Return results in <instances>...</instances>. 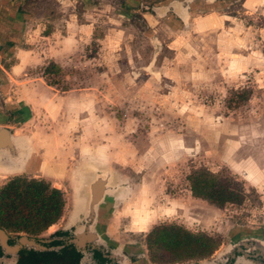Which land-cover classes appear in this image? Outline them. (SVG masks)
Wrapping results in <instances>:
<instances>
[{"label":"rangeland","instance_id":"obj_1","mask_svg":"<svg viewBox=\"0 0 264 264\" xmlns=\"http://www.w3.org/2000/svg\"><path fill=\"white\" fill-rule=\"evenodd\" d=\"M168 1L24 0L1 14L11 41L0 45V125L26 139L33 173L65 201L39 238L84 223L75 200L104 169L112 192L97 227L132 264L210 262L232 239L264 234V0H194L185 24L150 10ZM64 36L73 48L46 75ZM199 170L235 201L192 194ZM15 176L33 178L0 170V186ZM167 223L212 236L216 249L188 260L150 249L149 232ZM80 264L97 263L87 250Z\"/></svg>","mask_w":264,"mask_h":264},{"label":"trees","instance_id":"obj_2","mask_svg":"<svg viewBox=\"0 0 264 264\" xmlns=\"http://www.w3.org/2000/svg\"><path fill=\"white\" fill-rule=\"evenodd\" d=\"M60 67L49 62L44 74L59 73ZM190 190L195 196L217 205L233 202L237 194L219 182L207 170L195 171L188 176ZM65 201L60 188L44 179L15 176L0 186V228L9 232H23L38 236L62 216ZM55 231L54 235L60 234ZM148 247H160L179 260L200 259L217 247L216 240L204 232H192L177 224H162L148 234ZM47 246L60 245L53 241ZM95 256L103 260L99 252ZM80 253L71 245L57 250L35 251L22 249L17 264H77Z\"/></svg>","mask_w":264,"mask_h":264},{"label":"water","instance_id":"obj_3","mask_svg":"<svg viewBox=\"0 0 264 264\" xmlns=\"http://www.w3.org/2000/svg\"><path fill=\"white\" fill-rule=\"evenodd\" d=\"M193 1L170 0L151 9L165 15L167 12H171V8L177 9L182 6L183 13L180 15L185 18ZM17 135L18 133L12 131V128L8 125H0V164L17 170L16 172L21 170L34 172L37 169V161L28 144L19 140ZM31 177L38 179L35 174H31ZM110 182L111 173L109 170L104 169L95 172L94 177L87 185V194H83L82 210L73 218L75 219L77 215L83 214L84 223L74 230L71 237L39 238L31 235H20L14 243L10 244L8 233L0 228V248L3 253L0 260L7 259L6 256L8 255L13 264H16L19 251L22 249L35 251L57 250L61 247L60 245L47 246L45 244L53 239H63L65 244H73L83 254L88 249H98L104 253L108 251L104 256L111 258L116 264H132L123 251L102 236L97 227L100 209L112 192ZM54 187L59 188V186ZM107 247L110 250H107ZM232 257H235L234 264H264V234L250 233L236 237L214 260L195 264H219Z\"/></svg>","mask_w":264,"mask_h":264},{"label":"crops","instance_id":"obj_4","mask_svg":"<svg viewBox=\"0 0 264 264\" xmlns=\"http://www.w3.org/2000/svg\"><path fill=\"white\" fill-rule=\"evenodd\" d=\"M57 1L59 3H61V4H66L70 0H57ZM23 2H24V0H0V45L4 44L7 41L8 42L11 41V39L9 38L11 33L8 32V30H7L6 26H5V24L7 25L8 23H4L1 20V18H2L1 14L2 13L6 14L7 11H9V10L18 11L20 7L22 8ZM158 6H160V5H158ZM150 10H152V9H150ZM152 12H154L157 15H160V17H166L169 14V12H167L168 14L166 13L165 15H163V14H160L159 12L154 11V10H152ZM170 13H173L174 16L176 18H178L182 22V24H185L187 19L191 16V14L188 12V14H187V16L185 18L181 17L180 14L183 13L182 6L178 7L177 9L176 8H171V12ZM48 37L49 36H46V38H48ZM73 44H74V40L70 36H64L62 38V40L58 39L56 44H55V46H51V47L48 48V49H52V56L50 57V60H52L55 63L59 64L58 61L59 60H63V58L60 55H62L64 53V50L68 51L69 48H73ZM22 54H23V51H22ZM0 105L3 106V101L2 100H0ZM41 167H42V165H41ZM0 170L5 172V170L2 167H0ZM29 174L31 175V174H34V173L33 172H29Z\"/></svg>","mask_w":264,"mask_h":264},{"label":"flooded vegetation","instance_id":"obj_5","mask_svg":"<svg viewBox=\"0 0 264 264\" xmlns=\"http://www.w3.org/2000/svg\"><path fill=\"white\" fill-rule=\"evenodd\" d=\"M207 2H209V3H212V1H207ZM189 10H190V8H189ZM189 13H191V11H189ZM169 14H171V15H173L174 16V14L173 13H169ZM168 14V15H169ZM175 17V16H174ZM177 20H179L178 18H176ZM180 21V20H179ZM181 22V21H180ZM10 113V112H9ZM13 113V112H12ZM74 229V226H69V228H64V229H60V230H58V231H60L61 233L60 234H58V235H54V232H53V234L50 236V238H58V237H64V238H66V237H71L72 236V234H73V232H72V230ZM5 230V229H4ZM7 233H8V235H9V243L10 244H12V243H14V241L20 236V234H17V236H11V234H10V232L9 231H6ZM28 235V234H27ZM32 236V235H31ZM35 237H39V235L38 236H35ZM42 238V237H41ZM53 241H58V243L60 244V246L62 247V246H66V245H71V246H73L76 250H77V248L73 245V244H65V241L63 240V239H53L52 241H50V242H48L47 244H50L51 242H53ZM90 252H91V256H92V259L97 263V264H116L115 263V261H113L111 258H109V257H106V256H104V254L106 253H108V251H106L105 253L103 252V251H101V250H98V249H88ZM79 253H80V257H79V260H78V263L77 264H80L81 263V260H82V257H83V253H81L79 250H77ZM20 252V251H19ZM95 252H99L100 253V255H101V257H102V259L103 260H100L98 257H96L95 256ZM3 255V253H2V250H1V248H0V257ZM19 255V254H18ZM18 258V257H17ZM234 261H235V257H232V258H229L227 261H225V262H220L219 264H234ZM16 264H17V260H16Z\"/></svg>","mask_w":264,"mask_h":264},{"label":"bare ground","instance_id":"obj_6","mask_svg":"<svg viewBox=\"0 0 264 264\" xmlns=\"http://www.w3.org/2000/svg\"><path fill=\"white\" fill-rule=\"evenodd\" d=\"M17 137L19 138V140H21L22 142H26V139H23L21 136L17 135ZM27 143V142H26ZM28 144V143H27ZM0 167H2L6 172H15L17 170H14V169H11V168H8V167H5L3 166L2 164H0ZM2 177H6L5 174L2 175ZM82 201H83V195H80L76 200H75V205H74V217L76 216V214L82 210ZM144 219V218H143ZM146 221V219H145ZM143 223H144V220H143ZM150 225V223H149ZM142 231V230H141Z\"/></svg>","mask_w":264,"mask_h":264}]
</instances>
